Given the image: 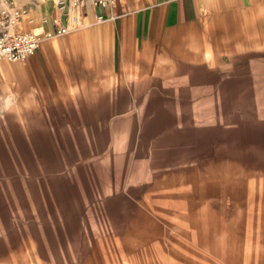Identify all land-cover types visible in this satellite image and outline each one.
Wrapping results in <instances>:
<instances>
[{
	"label": "rangeland",
	"instance_id": "1",
	"mask_svg": "<svg viewBox=\"0 0 264 264\" xmlns=\"http://www.w3.org/2000/svg\"><path fill=\"white\" fill-rule=\"evenodd\" d=\"M33 2L24 0L31 10ZM242 34L234 31L201 55L182 53L173 62L161 61L159 70L141 86H98L94 72L75 71L70 56H52L50 67L60 84L57 112L51 108L55 117H36L47 112L44 102H33L39 96L26 95L16 101L9 94L7 100H0V194L17 209H23L21 195L29 199L27 206L35 218L25 214L20 220L12 218L0 237L8 239L17 227L32 231L34 225L43 239L59 241L65 229L70 237L57 255L69 253L75 258L92 232L118 236L131 231L140 211L148 210L140 202L156 183L185 177L193 167L204 175L203 180L221 182L232 170L253 166L255 162L239 164L226 158L231 145H236L233 120L250 129H264V37ZM193 58L198 61H190ZM39 106L44 110L35 112L33 108ZM169 115L175 118L172 125L164 122ZM128 118H132L130 126ZM255 147H244L240 157L258 156L260 165L262 149ZM221 156L227 162H219ZM60 196L70 208L58 203ZM116 208L118 213L112 215ZM73 223L78 227L71 231ZM175 228L165 233L164 252H174L165 240L175 236L182 239L176 253L181 248L206 253ZM255 236L260 237V232ZM134 239L131 234L128 243L134 244ZM253 242L252 247L248 243L233 246L228 264L238 262L240 250L252 251L251 257L257 254L247 264H260V245L256 248ZM157 248L150 243L149 250Z\"/></svg>",
	"mask_w": 264,
	"mask_h": 264
},
{
	"label": "bare ground",
	"instance_id": "2",
	"mask_svg": "<svg viewBox=\"0 0 264 264\" xmlns=\"http://www.w3.org/2000/svg\"><path fill=\"white\" fill-rule=\"evenodd\" d=\"M239 48L242 49V45ZM190 61L197 62L198 59L193 58ZM127 120L130 126L132 118ZM174 120V116L169 115L164 122L172 125ZM232 122L236 124L234 125L236 128L233 129L236 130L233 134L236 145L233 147L231 145L226 158L228 162L239 164L255 162L253 166L252 163L248 164L246 170L241 169L238 172L231 167L232 171L227 175L228 178L221 182L210 183L208 179L203 180L204 175L193 167L192 172L185 177L175 179L172 177L171 181L163 180L151 188L148 185L150 189L147 191L146 199L140 202V205L148 210L140 211L138 219L133 221L131 231L119 233L118 236H111L102 230L101 234L92 232L91 238L86 241L87 246L76 249L75 258L70 257L69 253L57 255L61 244L70 237L67 230L63 229L64 237L56 241L43 239L34 225L32 231L17 227L16 232L8 234V239L0 237V264H228L233 246L248 243L249 247H252L253 241H256V248L260 245V264H264V164L261 163L264 162V129L258 131L247 128L236 120ZM248 145H256L255 148L262 149L260 165L256 163L258 156L249 160L241 158L242 150ZM222 156L219 162H227ZM176 173L178 174V170ZM166 192L169 194L165 195ZM169 198L173 200L169 202ZM57 199L59 204L70 208L66 198L60 196ZM185 199H188L189 203L186 204ZM19 201L23 209H17L12 205L10 198L0 194V236L5 235L12 218L20 220L25 214L26 218L35 219L31 216L34 210L27 206L30 200L21 195ZM36 202L38 203V200ZM213 204L219 207L215 208ZM117 208L112 215L118 213ZM73 226L71 231L78 227V223L76 225L73 223ZM174 228L193 244L198 243L206 253L182 248L176 253L182 239L175 236L165 240L174 252L170 255L164 252L165 233ZM259 232L260 237H256ZM124 234L126 237L121 238ZM131 234L135 237L132 245L128 243L131 241L129 240ZM150 243L160 249L152 252L149 250ZM240 252L236 264H247L246 261L251 259L255 261L257 258V254L256 257H251L253 252L250 250Z\"/></svg>",
	"mask_w": 264,
	"mask_h": 264
},
{
	"label": "crops",
	"instance_id": "3",
	"mask_svg": "<svg viewBox=\"0 0 264 264\" xmlns=\"http://www.w3.org/2000/svg\"><path fill=\"white\" fill-rule=\"evenodd\" d=\"M61 1L34 0L29 16L33 23L27 27L55 34L54 18L62 16V24L66 23ZM130 4L133 12L127 15L120 8H90L83 17L86 28L44 40L25 63L0 60V100L4 102L9 94L16 101L39 96L33 102H44L48 114L36 117H55L51 108L57 112L60 84L50 67L54 55L70 56L75 71L94 72L98 86L121 88L147 84L161 61L173 62L182 53L201 55L234 31L264 37V0H131ZM95 14L103 15L104 21L96 23ZM43 108L33 109L42 112Z\"/></svg>",
	"mask_w": 264,
	"mask_h": 264
},
{
	"label": "built area",
	"instance_id": "4",
	"mask_svg": "<svg viewBox=\"0 0 264 264\" xmlns=\"http://www.w3.org/2000/svg\"><path fill=\"white\" fill-rule=\"evenodd\" d=\"M130 2L131 0H63L59 6L66 23L62 24V16H57L53 20L55 34H44L38 29L26 28V24H32L33 19L29 17L31 9L24 0H0V60L25 63L44 40L86 28L83 17L88 15L90 8H120L122 14L127 15L133 12ZM104 19L103 15L95 14L96 23H101Z\"/></svg>",
	"mask_w": 264,
	"mask_h": 264
}]
</instances>
